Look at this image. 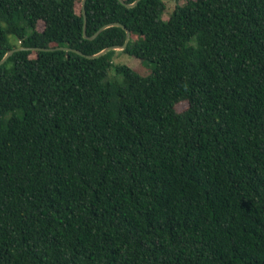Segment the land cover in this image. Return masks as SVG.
<instances>
[{
  "label": "trees",
  "instance_id": "1",
  "mask_svg": "<svg viewBox=\"0 0 264 264\" xmlns=\"http://www.w3.org/2000/svg\"><path fill=\"white\" fill-rule=\"evenodd\" d=\"M84 9L142 67L85 56L126 32L81 0H0V59L48 48L0 63V264H264V0Z\"/></svg>",
  "mask_w": 264,
  "mask_h": 264
},
{
  "label": "water",
  "instance_id": "2",
  "mask_svg": "<svg viewBox=\"0 0 264 264\" xmlns=\"http://www.w3.org/2000/svg\"><path fill=\"white\" fill-rule=\"evenodd\" d=\"M85 1L86 0H81L82 13H83V29H82V33H83V36L87 38L88 36L86 35V31H85V25H86V13H85V9H84ZM119 1L121 3H123L124 5H126V6H133L138 0H135L132 3H126L124 0H119ZM109 25H117V26H120V27H122V28L125 29L126 37H125L124 43L121 44V45L108 46V47H105L104 49H102L101 51H99L98 53L88 54V55H85V56L90 57V58H93V57H96L98 55H101V54H103V53H105V52H107V51H109L111 49H115V50L116 49H120V50H122V49L125 48L126 43H127V41L129 40V37H130V31L123 24L118 23V22H113V23H110V24H105V25L101 26L96 33H98L100 30H102L103 28H105V27H107ZM96 33L93 36L88 37V38L94 37L96 35ZM21 48H26V49H48V48H40V47H16V48H13V49L8 50L4 54V56L2 57V59H0V63H2L10 54H12V52H14L15 50L21 49ZM54 48H56V49H63V50H74L75 52L83 55V53L81 51H79L77 49H73V48L67 47V46H56Z\"/></svg>",
  "mask_w": 264,
  "mask_h": 264
},
{
  "label": "rangeland",
  "instance_id": "3",
  "mask_svg": "<svg viewBox=\"0 0 264 264\" xmlns=\"http://www.w3.org/2000/svg\"><path fill=\"white\" fill-rule=\"evenodd\" d=\"M164 1L166 4V11L163 14V17H167V15L173 10V8L177 4H182L186 0H164ZM37 28L38 29L42 28L41 23H38ZM113 61L119 62V63H124L128 66H131V67H137V66L142 67L140 64V59L132 57L128 54H125V53L121 52L120 49H116V52L114 53V56H113ZM141 70L145 71V69H141ZM183 107H184V104H180L177 108L182 109Z\"/></svg>",
  "mask_w": 264,
  "mask_h": 264
}]
</instances>
